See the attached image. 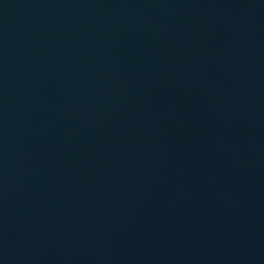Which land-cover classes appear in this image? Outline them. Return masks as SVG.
I'll use <instances>...</instances> for the list:
<instances>
[{
	"label": "water",
	"instance_id": "95a60500",
	"mask_svg": "<svg viewBox=\"0 0 264 264\" xmlns=\"http://www.w3.org/2000/svg\"><path fill=\"white\" fill-rule=\"evenodd\" d=\"M0 264H264V0H0Z\"/></svg>",
	"mask_w": 264,
	"mask_h": 264
}]
</instances>
